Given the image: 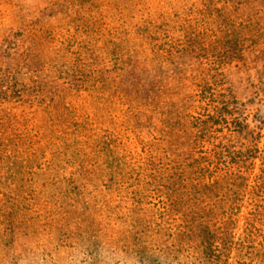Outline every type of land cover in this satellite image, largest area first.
<instances>
[{"label": "trees", "instance_id": "1", "mask_svg": "<svg viewBox=\"0 0 264 264\" xmlns=\"http://www.w3.org/2000/svg\"><path fill=\"white\" fill-rule=\"evenodd\" d=\"M138 2L139 20H125L113 42L137 56L126 75L80 58L78 26L33 25L31 60L3 72L0 102L24 103L21 89L28 90L33 99L16 138L38 160L64 152L48 171L73 169L70 160L78 169L11 177L4 206H14L18 191L36 220L50 221L53 205L79 211L72 224L41 220L24 234L42 259L52 256L48 245L57 254L90 245L99 232L94 217L105 213L124 229L121 249L136 264H264V136L242 120L224 81L246 53L264 57V0ZM24 70L31 77L19 84ZM13 231L1 227L0 236ZM92 255L89 264L100 263Z\"/></svg>", "mask_w": 264, "mask_h": 264}, {"label": "rangeland", "instance_id": "2", "mask_svg": "<svg viewBox=\"0 0 264 264\" xmlns=\"http://www.w3.org/2000/svg\"><path fill=\"white\" fill-rule=\"evenodd\" d=\"M140 9L138 0H0V78L3 72L14 68L16 64L22 65L23 59L27 62L26 55L29 56V61L31 60L30 54L35 46L30 34L33 25L39 28L53 27L55 30L58 26H63L71 32L78 26L81 31L79 37H82L85 46L84 50H80V58L85 63H93L103 72L109 71L113 77L129 74L135 67L137 56L129 49L115 50L113 42L122 35L125 20H139ZM67 61L69 62L68 59ZM29 76L31 77L30 73L24 70L21 75L15 76L14 81L26 84ZM42 77H45V74ZM224 81L239 102L237 110L242 113V120L246 119L251 128H258L264 136V57L251 51L246 53L243 60L234 62L225 70ZM21 90L24 103L16 105L0 102V228L11 226L12 231L14 229L12 234L5 232L0 236V264H51V259L53 264H89L91 259L88 254L91 251L94 260L98 259L100 262L98 264H136L133 257L121 249L119 242L127 238L124 229H119L116 220L105 213H97L94 217L96 225L93 227L99 232L90 243L93 247L83 243L81 249L65 247L57 254L52 246L48 245L52 256L47 259L37 257L32 252L36 242L34 238L25 239L24 234L30 232L32 226L35 227L43 219L36 220L35 207H31L30 200H19L20 192L13 194V198H16V195L18 197V201H13V207L4 206L7 198L3 194L8 195L7 192L12 190L11 177L19 174L25 177L32 173L49 174L52 172L47 170V165L53 162L62 164L66 159L64 152L51 153L49 150L42 154L40 160L35 159L32 145L23 138H16L20 137L18 123L21 122L22 111L28 108L33 99L28 90ZM44 117L48 118L47 113H44ZM262 145L264 146V138ZM34 162L42 164V169H36ZM68 162L73 163L75 167L70 169L66 166L65 170L63 164L62 168L57 169L50 177L70 176V173L76 172L78 167L75 161ZM260 164L259 161L258 165ZM42 184L43 182H40V185ZM50 188L53 191H64L58 186L50 185ZM39 190L43 191L41 187ZM51 209L56 213L51 219L55 220L54 225L50 224L51 220L43 221L53 227L57 226L56 221H61L62 217L72 224L75 222L76 212L79 215L78 210L67 206L61 210L60 205H53ZM69 211L73 213L70 214L72 216L67 215ZM18 216L22 218V225L17 233ZM42 216L45 218V215ZM45 229L47 228L43 227L41 231ZM51 232L52 229L44 234ZM234 257L232 255L231 263Z\"/></svg>", "mask_w": 264, "mask_h": 264}]
</instances>
